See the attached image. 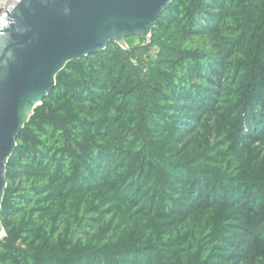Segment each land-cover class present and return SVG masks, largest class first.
<instances>
[{
  "label": "trees",
  "instance_id": "16d2710c",
  "mask_svg": "<svg viewBox=\"0 0 264 264\" xmlns=\"http://www.w3.org/2000/svg\"><path fill=\"white\" fill-rule=\"evenodd\" d=\"M150 35L34 110L0 264H264V0H173Z\"/></svg>",
  "mask_w": 264,
  "mask_h": 264
},
{
  "label": "water",
  "instance_id": "95a60500",
  "mask_svg": "<svg viewBox=\"0 0 264 264\" xmlns=\"http://www.w3.org/2000/svg\"><path fill=\"white\" fill-rule=\"evenodd\" d=\"M173 0H22L0 29V213L8 162L34 110L68 63L105 50L129 49L151 34ZM5 230L0 219V240Z\"/></svg>",
  "mask_w": 264,
  "mask_h": 264
},
{
  "label": "built area",
  "instance_id": "2783aa9c",
  "mask_svg": "<svg viewBox=\"0 0 264 264\" xmlns=\"http://www.w3.org/2000/svg\"><path fill=\"white\" fill-rule=\"evenodd\" d=\"M22 2V0H0V29L9 25V20H6L7 14L5 13L7 9L13 13V10ZM151 41V35L148 34L145 37L144 43L149 44ZM153 55L157 54V50L152 51Z\"/></svg>",
  "mask_w": 264,
  "mask_h": 264
},
{
  "label": "rangeland",
  "instance_id": "374dc122",
  "mask_svg": "<svg viewBox=\"0 0 264 264\" xmlns=\"http://www.w3.org/2000/svg\"><path fill=\"white\" fill-rule=\"evenodd\" d=\"M145 38L143 36L141 37H133V38H129L127 41V43L132 44V45H137L140 42L144 41Z\"/></svg>",
  "mask_w": 264,
  "mask_h": 264
}]
</instances>
